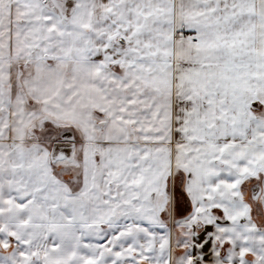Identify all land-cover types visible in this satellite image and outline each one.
<instances>
[{
  "label": "snow or ice",
  "instance_id": "snow-or-ice-1",
  "mask_svg": "<svg viewBox=\"0 0 264 264\" xmlns=\"http://www.w3.org/2000/svg\"><path fill=\"white\" fill-rule=\"evenodd\" d=\"M0 264H264V0H0Z\"/></svg>",
  "mask_w": 264,
  "mask_h": 264
}]
</instances>
